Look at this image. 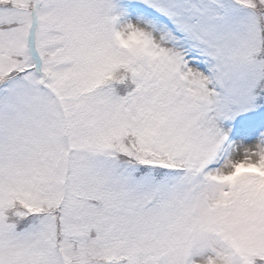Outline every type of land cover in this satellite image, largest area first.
<instances>
[{
    "label": "snow or ice",
    "instance_id": "6c2138e0",
    "mask_svg": "<svg viewBox=\"0 0 264 264\" xmlns=\"http://www.w3.org/2000/svg\"><path fill=\"white\" fill-rule=\"evenodd\" d=\"M0 264H264V0H0Z\"/></svg>",
    "mask_w": 264,
    "mask_h": 264
}]
</instances>
